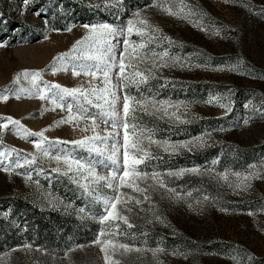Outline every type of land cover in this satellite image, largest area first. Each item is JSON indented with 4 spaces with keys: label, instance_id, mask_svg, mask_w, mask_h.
<instances>
[{
    "label": "rangeland",
    "instance_id": "1",
    "mask_svg": "<svg viewBox=\"0 0 264 264\" xmlns=\"http://www.w3.org/2000/svg\"><path fill=\"white\" fill-rule=\"evenodd\" d=\"M160 4L177 14L168 15L156 6ZM137 12L160 30L157 36L172 41L150 45L168 56L157 58L154 79L139 91L135 86L127 90L150 102L147 111L135 113L136 122L150 130L153 140L167 145L151 144L148 151L154 158L138 166L158 174L156 180L138 181L150 199L128 203L131 212L124 211V195L117 205L134 225L128 229L118 221L122 233L117 239L142 251L117 253L114 259L121 264H264V0H0V264H44L46 239L38 237V220L44 216L50 229V220H55L60 227L88 230L74 243L73 255L62 257L60 264H105L93 241L101 229L112 230L111 222L101 224L100 217L106 215L104 198L116 193L92 183L91 177L85 179L87 171L78 172L72 163L96 165L105 158L62 143L93 135L91 121L61 123L70 113L53 99L72 104L75 114L83 98L61 101L62 94L53 96L58 90L45 86L88 89L92 78L74 76L71 68L94 63L86 59L93 41L85 40L63 60L56 58L89 35L83 25L121 28L137 20ZM123 38L113 40L117 55ZM131 40L140 37L133 34ZM165 62L167 66L159 67ZM150 66V61L140 65ZM53 67L69 70L54 74ZM25 71L39 72L40 77L19 75ZM112 75L118 84L115 70ZM116 91L123 94L119 87ZM84 107L93 115L99 111ZM25 130L44 135H26ZM108 130L120 131L123 143L122 130ZM243 154L248 156L243 159ZM65 157L71 158V171ZM191 169L198 172L187 171ZM182 170V175L170 174ZM96 171L110 174L108 167L96 165ZM251 173L258 178L244 181ZM84 184L95 191H86ZM119 192L143 199L127 187ZM157 248L163 251L153 255Z\"/></svg>",
    "mask_w": 264,
    "mask_h": 264
},
{
    "label": "snow or ice",
    "instance_id": "2",
    "mask_svg": "<svg viewBox=\"0 0 264 264\" xmlns=\"http://www.w3.org/2000/svg\"><path fill=\"white\" fill-rule=\"evenodd\" d=\"M161 8V10L167 12L168 15H176L171 8H167L164 5H156ZM183 6L181 11L184 10ZM189 14H191V9H189ZM138 17L137 20H128L127 25L121 28L114 27L108 23H101L99 25H83L89 30V35L83 40H78L73 49L69 53L61 54L56 60H63L65 57L70 56L73 52H76L80 45L84 43L85 40L93 41L95 47L92 49V54L86 56L87 60L94 61V63H79L72 65V74L74 76H90L92 79L89 81V88L84 89L83 87L78 88H67L60 84L46 85V89H56L58 93H53V96L59 95V100L63 101L65 97H72L73 100L79 101L83 98V103L79 104L76 108L75 114L73 112L72 104H61L57 103L53 99V103L57 107L65 108L70 113L67 120L61 121V123H67L73 120H86L91 121V131L93 135L85 136L81 139L75 141H66L62 143H71L76 146L85 147L90 152H95L98 156L104 157V160H98L96 165L100 167H108L110 169L109 175H99L96 171V165L85 164L79 160L72 161L76 164L77 171L81 169L87 171V176L91 177V182L97 185L105 186L113 190L116 193L114 196L105 197V212L106 215L100 217V223L111 222L109 228L101 229L98 233V237L93 243L99 246L100 252L103 253V259L105 264H121L119 259H114L117 253L121 256L129 254L133 251L139 253L142 251L140 248H134L132 245L123 243L117 239V236L122 233L120 224L122 222L127 226L128 229L134 227L132 223L129 222V218L126 215L121 214L118 210L117 205L121 203L120 196L124 195L126 199L123 201L125 205L124 211L131 212L132 209L126 207L128 203L135 202L136 205L148 201L150 197L146 194L148 189L141 187L138 181H143L148 178L158 179V174L143 171L138 166L144 163L146 160L153 159V155L148 151L151 144H157L160 146L167 145L166 141H157L152 139V133L150 130H145L139 125L135 113L143 109L147 111L146 105L150 102L144 99H138L136 96H132L127 91L130 86H135L137 91L140 90L141 84H147L150 79L155 78V73L153 69L158 67L157 58L159 61H164V58L168 56V52L157 53L153 48L150 47L153 43L159 44L160 40H167L172 43L171 39L166 36H157L156 34L160 32L158 28L151 25L146 18L141 17L139 12L135 13ZM184 18V17H181ZM140 25L141 27H137ZM71 30V29H69ZM135 34L140 37L139 41H132L131 36ZM123 36L122 40V51L119 55L116 52V44L113 40L117 37ZM4 45L0 44V47ZM131 49V51H129ZM151 62L150 67H145L141 69V64H147ZM54 61V65H55ZM167 66L165 63H159V67ZM68 67H63L57 69L53 67V73L56 71H68ZM115 70V79L118 80V84L114 83L113 72ZM25 77L31 75L34 79L40 77L39 72L29 73L25 71L22 74ZM19 75L15 79H19ZM102 77V80L100 78ZM92 80H100L99 85H93ZM102 85V86H101ZM119 87L122 95H118L116 89ZM7 96L3 99L7 100ZM41 99L45 96L41 95ZM163 105L165 102H157ZM84 104L91 105L97 108L99 111L97 114H90L87 107ZM155 105H153L154 107ZM227 107V106H225ZM159 110V109H157ZM122 113V115H121ZM165 114H167L165 112ZM131 117V123L129 118ZM7 120L13 124L18 125L23 128L20 121L13 120L8 117ZM247 123V121H245ZM104 125L105 127H101ZM2 127L7 128L8 125L4 124ZM99 129V131L97 130ZM108 129H120L123 131V143L120 142L118 137L120 136V131H109ZM131 129V132L129 131ZM88 129H85L87 131ZM146 132L148 134H146ZM26 135H36L43 136L44 133H28L25 130ZM202 140V138H200ZM112 140L111 145L108 141ZM144 140H148L149 144L144 145ZM99 142V143H97ZM103 146V147H102ZM187 146V145H185ZM40 148V145H36ZM121 149L123 150L121 152ZM167 151V147H165ZM46 151V150H45ZM58 162L61 157L55 158ZM70 157H65L64 162L69 164ZM29 163L34 162L28 161ZM20 166V165H17ZM253 168L255 165L252 166ZM55 171L59 172L60 169L57 168ZM69 171H71V164H69ZM193 173L198 172L197 169L187 170ZM173 175H182L183 170L179 173H170ZM240 175V174H236ZM257 177V173H251L249 176H244L243 180L247 181L250 178ZM227 179V175L224 176ZM160 187H164L163 182H159ZM245 187L250 185L245 184ZM86 191H95V189L90 190L88 184L82 185ZM130 188L133 192L141 193L143 199H137L134 196H129L126 193H120L121 188ZM170 192H174V189H168ZM207 199V197H205ZM83 211V209L81 210ZM159 220L160 218L157 217ZM151 222V221H150ZM107 237V238H105ZM30 247V246H26ZM153 255L158 252H162L163 249L157 248L152 250ZM235 259V258H234ZM239 264V262H237Z\"/></svg>",
    "mask_w": 264,
    "mask_h": 264
},
{
    "label": "trees",
    "instance_id": "3",
    "mask_svg": "<svg viewBox=\"0 0 264 264\" xmlns=\"http://www.w3.org/2000/svg\"><path fill=\"white\" fill-rule=\"evenodd\" d=\"M127 1V0H125ZM140 2V0H139ZM243 159L248 155L243 154ZM238 159V158H237ZM240 161V158L238 159ZM33 214V212H29ZM56 215V214H54ZM38 216V215H37ZM2 222V221H1ZM48 218L45 216L38 220L39 239L44 242L45 253L43 255L44 264H60L62 257H71L73 255V245L78 239L88 233L87 228H75L72 230V225L61 224V227L55 220H50L51 229L48 228ZM63 227V228H62ZM69 237V238H68Z\"/></svg>",
    "mask_w": 264,
    "mask_h": 264
}]
</instances>
